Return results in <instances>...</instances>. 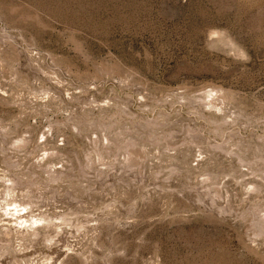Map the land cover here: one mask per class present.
Returning a JSON list of instances; mask_svg holds the SVG:
<instances>
[{"label":"rangeland","instance_id":"374dc122","mask_svg":"<svg viewBox=\"0 0 264 264\" xmlns=\"http://www.w3.org/2000/svg\"><path fill=\"white\" fill-rule=\"evenodd\" d=\"M0 264H264V0H0Z\"/></svg>","mask_w":264,"mask_h":264}]
</instances>
